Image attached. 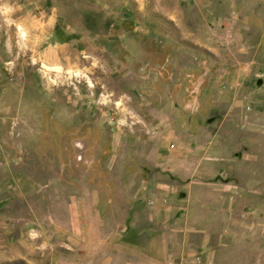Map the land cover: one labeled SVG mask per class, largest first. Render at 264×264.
<instances>
[{
    "label": "rangeland",
    "instance_id": "1",
    "mask_svg": "<svg viewBox=\"0 0 264 264\" xmlns=\"http://www.w3.org/2000/svg\"><path fill=\"white\" fill-rule=\"evenodd\" d=\"M260 25L264 0H0V264H52L67 207L185 205L179 158L210 182L264 87L228 84Z\"/></svg>",
    "mask_w": 264,
    "mask_h": 264
},
{
    "label": "crops",
    "instance_id": "2",
    "mask_svg": "<svg viewBox=\"0 0 264 264\" xmlns=\"http://www.w3.org/2000/svg\"><path fill=\"white\" fill-rule=\"evenodd\" d=\"M257 37L249 52L258 49V60L233 63L229 85L244 84L256 67L263 71L258 81L264 84L261 25ZM236 89L229 88L228 100L235 99ZM242 95L241 104L249 109H244L242 122L233 119L226 130H218L226 139L213 146L211 181L199 169L192 173L186 156L179 158L185 205L97 207L95 212L88 207L81 219L80 209L67 207V221L54 222L51 263L264 264V87L258 93L243 88ZM236 192L244 207H235ZM242 246L243 253L231 251Z\"/></svg>",
    "mask_w": 264,
    "mask_h": 264
}]
</instances>
